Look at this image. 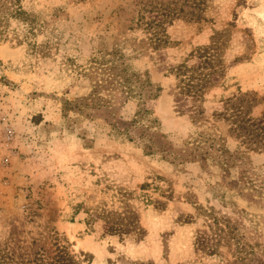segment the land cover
<instances>
[{
    "label": "rangeland",
    "instance_id": "obj_1",
    "mask_svg": "<svg viewBox=\"0 0 264 264\" xmlns=\"http://www.w3.org/2000/svg\"><path fill=\"white\" fill-rule=\"evenodd\" d=\"M40 2L65 10L51 53L0 43V247L51 260L65 245L77 264H264V145L247 148L260 141L249 120L264 115V0ZM115 47L163 88L146 106L172 149L204 133L206 160L149 154L104 109L65 119L63 99L90 91L74 63ZM118 103L124 128L138 101ZM223 146L243 161L222 168ZM242 169L254 191H239ZM107 211L143 235L110 231ZM201 231L214 253L198 248Z\"/></svg>",
    "mask_w": 264,
    "mask_h": 264
},
{
    "label": "trees",
    "instance_id": "obj_2",
    "mask_svg": "<svg viewBox=\"0 0 264 264\" xmlns=\"http://www.w3.org/2000/svg\"><path fill=\"white\" fill-rule=\"evenodd\" d=\"M40 4V0H0V43L8 42L14 46L25 44L38 58L49 55L51 53L50 46L53 44L50 35L53 34L55 22L62 17L65 10L63 7L41 9L39 8ZM44 32H49V38L38 42L39 35ZM128 60L125 52L115 47L94 57L87 66L81 67L74 63L72 69L88 79L90 91L75 100L63 99L65 119L71 120L69 112L95 116L94 111L104 109L111 116L113 133L137 141L147 153L161 152L165 157L174 156V160L181 161L206 160L209 155V147H207L209 139L204 133L193 137L191 141L187 142V146L179 152L172 149L170 141L160 129L159 119L152 116L153 111L146 106L148 100L159 97L163 88L152 81L149 72L136 70ZM119 96L126 101L131 99L138 101V109L129 122L124 123V128H121L116 120V113L121 107L118 103ZM249 122V128L254 131L255 137L260 141L256 143V146L250 144L251 146H247V148L257 150L259 143L264 145V115L258 119H250ZM252 143L255 144L253 141ZM242 153L245 154L246 151ZM237 161L242 162L243 155L238 156L226 146L221 147L222 168H232ZM249 173L248 169L241 170L239 178L235 181L237 187L239 185V191L255 190V179L252 173ZM250 193L246 195H250ZM105 213L107 228L110 231L123 233L129 228H138L140 234L143 235V230L138 226V222L136 220L130 222L126 211H107ZM214 238L216 237L209 236L206 232H199L196 238L198 248L214 253L219 242L217 239L214 241ZM57 249L58 252L50 257L51 260L39 253H33V258L32 254H20L16 259L9 255L11 253L5 252L0 247V264H77L68 246L63 245ZM240 249L243 251L244 246ZM134 264L151 263L136 262Z\"/></svg>",
    "mask_w": 264,
    "mask_h": 264
}]
</instances>
